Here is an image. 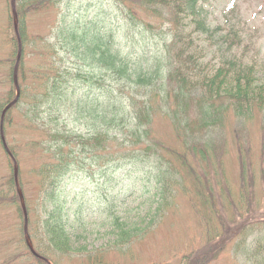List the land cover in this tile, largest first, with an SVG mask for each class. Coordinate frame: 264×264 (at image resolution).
<instances>
[{
  "label": "trees",
  "instance_id": "16d2710c",
  "mask_svg": "<svg viewBox=\"0 0 264 264\" xmlns=\"http://www.w3.org/2000/svg\"><path fill=\"white\" fill-rule=\"evenodd\" d=\"M15 1L24 57V46L30 39L26 33L27 17L55 8L62 0ZM112 1L120 7L131 26L161 36L164 41L154 56L145 57L141 65H132L131 58L120 53L114 35H104L96 30L97 34H76L71 27L63 30L60 46L63 48L65 45L68 51L80 55L84 65L70 76L73 77L71 81H94L98 84L103 77L100 75L99 79L89 80L93 76L92 71L105 70L104 73H112L115 89L122 94L110 93L112 116L106 122V129L93 128L88 133H79L53 121L49 125L43 115L46 109L43 103L47 102L44 97L51 94L50 110L55 96L62 91L57 78L69 84L66 76L71 72L54 66L37 69L41 74L38 86H35L21 58L18 69L20 98L5 115L3 132L18 166V183L23 194L25 183L22 173L26 169L42 197L41 201H36L38 195L36 202L31 203L24 194L28 234L35 251L52 264H60L66 258L73 260V257H78L80 264H108L103 256L107 252L104 250L127 249L152 228L154 219L145 226L117 223L116 237L101 250L78 247L67 232L64 204L57 191L60 177L73 167H83L88 160L99 163L104 160H143L142 156L157 157L155 177L160 180L163 174H169V179L171 175L175 178L162 184V192L171 191L174 186L176 190L196 195L199 213L210 229L205 241L184 252L177 264H208L220 250L225 249L223 246L228 236L247 238L259 228V223L251 224L250 219H256L254 214L261 218L260 212H264V165L253 167L255 160L248 156L249 148H240L239 144L238 148H217V140L212 134L223 131L229 118L244 123L261 114L264 110V87H256L253 70L243 62L226 60L210 76H199L196 72L198 62L195 56L186 53L184 40H177L178 31H181L177 24L181 18H187L197 20V30L208 29L205 21L199 18L200 0ZM6 2L9 26L13 31L9 0ZM166 26L169 29L164 37ZM9 44L11 52L5 73L7 81L0 90V113L15 96L12 68L17 40L14 32ZM80 103L89 115L97 114L95 101L83 96ZM12 109L22 120L18 138L8 134L7 126L17 123ZM158 116L167 120L172 128L176 146L164 144L155 137L153 122ZM0 147L8 167V171L0 175V218L8 221L11 229V234L0 241L3 253L0 264H47L34 257L25 244L23 210L16 191L13 163L1 141ZM229 152L235 157L237 175L234 173L233 179L223 168L224 156ZM259 158L264 160V148H259L257 160ZM162 166L165 171L160 173ZM165 210L158 206L156 213L162 216ZM257 243L251 262L264 264V244ZM235 244L237 248L243 247L238 242ZM232 252L235 249L232 248Z\"/></svg>",
  "mask_w": 264,
  "mask_h": 264
},
{
  "label": "rangeland",
  "instance_id": "374dc122",
  "mask_svg": "<svg viewBox=\"0 0 264 264\" xmlns=\"http://www.w3.org/2000/svg\"><path fill=\"white\" fill-rule=\"evenodd\" d=\"M199 18L205 21L208 28L206 31L196 29L197 20L181 18L177 24V29L181 30L178 31L177 40H184L187 43L186 53L195 56L199 76H210L223 62L233 60L251 67L256 87H264V0H200ZM69 27L76 34H97L96 30L104 35H114L120 53L129 56L132 65H141L145 57L154 56L162 48L164 39L131 26L120 7L112 0H62L55 8L44 9L27 17L26 33L30 35V39L25 43L24 57L21 51L19 61L23 57V64L32 84L38 86L41 72L37 69L45 66H54L60 70L64 68L71 72L66 76L69 84H64L63 79L57 78L62 91L55 96L50 110L51 94L44 97L47 101L43 103L46 108L43 110L44 120L49 125L53 121L79 133H88L93 128L102 131L107 128L106 122L112 116L109 110L111 94L114 91L118 95L122 94L115 89L112 73H104L105 70L92 71L93 76L89 80L99 79L100 75L103 77L98 84L93 83L94 81H71L73 77L70 76L84 65L80 55L68 51L65 45L63 48L60 46L63 42V30L66 31ZM168 29L166 26L164 37ZM13 32L9 26L7 2L0 0V90H3L1 86L7 81L5 73L11 52L9 39ZM171 36L172 34L170 38ZM51 80L52 78L49 82ZM159 91L162 90L159 88ZM83 96L95 101L98 106L97 114L89 115L86 112L80 103ZM11 113L17 123L7 126L8 134L18 138L22 131V120L15 109ZM153 128L158 140L176 146L167 120L156 117ZM212 135L217 140V148H238L239 144L240 148H249L248 156L251 155L255 160L253 167L264 165L262 158L257 160L259 148H264V110L244 123L229 118L224 130ZM140 158L143 160H104L99 163L88 160L83 168L73 167L60 177L57 191L64 204L67 232L76 246L96 251L111 244L118 232L117 223L145 226L150 219H154L152 228L141 239L134 240L127 249L104 250L107 251L103 254L105 260L108 264H177L184 252L205 241L210 229L206 219L199 213L196 195L176 190L174 186L171 191L162 192V184L175 178L171 175L169 179V174H163L159 180L155 177L158 172V161L155 160L157 157ZM234 161L235 157L234 154L231 156V152L224 156L223 168L232 179L234 173L237 175ZM15 165L18 173L16 160ZM7 171L6 158L0 149V175ZM163 171L164 166L159 172ZM22 179L25 183L24 194L28 200L31 203L41 201L35 180L26 169L22 173ZM38 195L39 198L35 201ZM237 199L236 204L240 207ZM158 206L166 209L162 216L156 213ZM260 216L261 218L259 214H254L256 219H250L251 224L259 223L254 234L242 239L239 236H228L223 246L225 249L220 250L218 256L208 264L251 262L257 242L264 244L263 211ZM227 225L230 226V222ZM10 231L9 222L0 218V241L9 236ZM237 242L243 244L241 249L237 248ZM232 248L235 252H232ZM1 252L0 246V258L3 255ZM72 259H62L60 264H80L78 257Z\"/></svg>",
  "mask_w": 264,
  "mask_h": 264
},
{
  "label": "water",
  "instance_id": "95a60500",
  "mask_svg": "<svg viewBox=\"0 0 264 264\" xmlns=\"http://www.w3.org/2000/svg\"><path fill=\"white\" fill-rule=\"evenodd\" d=\"M10 5H11V13H12V19H13V26H14V30H15V33H16V36H17V40H18V52H17V58H16V62H15V65H14V69H13V82H14V85H15V89H16V97L14 98L13 101H11L2 111V114H1V122H2V119H3V116L6 112V110L8 108H10L18 99L19 97V86H18V83H17V68H18V64H19V58H20V40H19V36H18V30H17V25H18V19H17V13H16V9H15V0H10ZM1 138H2V141H3V144H4V139H3V135H1ZM6 148V146H5ZM7 150V148H6ZM14 176H15V180L17 181V167L15 166L14 167ZM18 193H19V197H20V200L22 202V205H23V196H22V193L21 191L18 189ZM26 213H25V241H26V244L29 248V250L35 254L34 250H33V247H32V244L30 242V238L29 236L27 235V229H26Z\"/></svg>",
  "mask_w": 264,
  "mask_h": 264
}]
</instances>
